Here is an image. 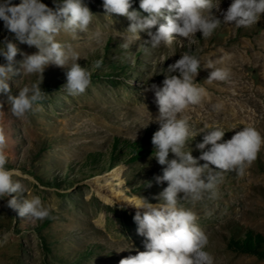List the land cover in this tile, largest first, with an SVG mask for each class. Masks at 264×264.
I'll return each instance as SVG.
<instances>
[{
    "label": "rangeland",
    "instance_id": "374dc122",
    "mask_svg": "<svg viewBox=\"0 0 264 264\" xmlns=\"http://www.w3.org/2000/svg\"><path fill=\"white\" fill-rule=\"evenodd\" d=\"M20 2L13 0L16 5ZM42 2L55 8L53 0ZM231 2L220 0V9L226 11ZM84 3L96 15L88 31L75 37L61 32L56 39L79 52L78 63L93 73L90 86L83 94L69 95L60 89L67 70L49 65L41 84L46 98L27 122L14 117L4 104L0 127L9 138L6 167L24 174L14 179L25 185V197L39 195L55 218L22 220L5 206L6 200H0V240L12 233L7 243L0 244V264H119L122 258L146 250V239L133 220L136 209L119 196L139 195L155 204L159 201L153 197L167 187V182L153 180L162 175L164 166L153 158L151 138L159 124L149 121L159 113L150 89L152 84L162 86L161 68L166 70L190 47L199 49L202 64L195 82L207 91L200 105L184 112L193 127L219 125L225 141L244 126L264 134V14L248 28L222 24L209 38L198 32L195 44L177 38L169 46L145 52L140 44L150 39L147 32L139 33L140 40L125 50L120 44L122 35H130L124 33L131 23L128 18L105 16L103 0ZM133 9L147 15L139 0H133ZM165 22L159 18L151 31L155 33ZM5 36L13 39L0 21V41ZM13 42L24 53L38 51ZM22 59L18 53L13 67L19 68ZM101 59L102 66L93 68L94 61ZM209 61L229 69L230 82L208 84ZM0 63L7 62L0 57ZM37 79V75L13 76L12 93L18 94ZM216 103L223 104L222 111L211 110ZM202 139L203 133L189 143L194 158L201 154L196 144ZM116 169L119 176L113 175ZM147 181H152V187H146ZM187 206L196 212L209 237L207 251L214 264H264V149L242 176L225 175L218 200Z\"/></svg>",
    "mask_w": 264,
    "mask_h": 264
},
{
    "label": "clouds",
    "instance_id": "9594fccd",
    "mask_svg": "<svg viewBox=\"0 0 264 264\" xmlns=\"http://www.w3.org/2000/svg\"><path fill=\"white\" fill-rule=\"evenodd\" d=\"M53 2L55 8H50L42 0H21L18 5L13 0H0V21H3L4 29L13 34V39L5 36L0 41V57L7 62L0 63V97L5 98L0 101V117L4 115L6 103L14 117L25 122L29 120L30 114L46 98L47 93L41 84L49 65L67 70L66 83L60 89L69 95L83 94L91 84L93 73L78 63L81 59L79 52L70 44L58 42L56 37L61 32L73 37L78 32L86 33L96 15L84 0ZM219 5L220 0L218 3L214 0H139V8L147 14L142 15L133 9V0H103L105 16H124L131 22L124 32L130 35H122L120 47L129 50L140 40L139 33L147 32L150 39L140 44L145 52L169 46L177 38L195 44L198 32L206 39L222 24L248 28L257 24L264 14V0H232L226 11H222ZM214 9L222 19L214 14ZM161 17L166 22L159 24L153 33L151 30ZM95 35L100 38V33ZM13 41L34 46L38 51L24 53ZM198 52L199 49L194 51L191 47L182 52L181 58L166 70L161 68L160 74L165 77L162 86L151 85L159 113L155 118L151 116L149 121L159 124L151 138L153 158L164 166L162 175L154 176L153 180L157 184L167 182V187L153 197L159 201L155 204L139 195L123 199L136 209L133 220L138 224V234L146 239V250L122 258L119 264H214L213 255L207 251L209 237L199 226L196 212L187 205L218 200L225 175L235 173L242 176L264 149V134L253 126L242 127L225 141V131L219 125L203 124L197 129L184 115L186 109L200 105L207 96L206 89L195 82L202 65ZM18 53L23 59L19 68H14ZM102 63V59L94 61L93 68L101 67ZM215 64L209 61L205 67L212 69L206 82H230V70ZM177 71L178 75H174ZM24 75H37L38 79L14 95L9 81L13 76ZM223 107L222 103H216L211 110L220 112ZM201 133L202 142L196 144L201 154L194 158L189 143ZM8 139L5 129L0 127V200H6L5 206L17 212L22 220L54 219L41 197L27 198L25 185L20 179H14L24 174L6 167L9 162ZM170 153L174 158L169 159ZM199 161L205 163L201 165ZM144 184L152 187V181ZM11 235L5 233L0 244L7 243Z\"/></svg>",
    "mask_w": 264,
    "mask_h": 264
},
{
    "label": "bare ground",
    "instance_id": "6f19581e",
    "mask_svg": "<svg viewBox=\"0 0 264 264\" xmlns=\"http://www.w3.org/2000/svg\"><path fill=\"white\" fill-rule=\"evenodd\" d=\"M113 175H114V176H119V175H120V169H119V170H118V169L114 170ZM108 177H109V176H108ZM102 178H103V177H102ZM103 197L105 198L106 201H110V199H109L108 197H106V196H103ZM123 199H125V198L119 196V200H121V202H124Z\"/></svg>",
    "mask_w": 264,
    "mask_h": 264
}]
</instances>
